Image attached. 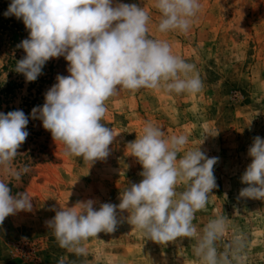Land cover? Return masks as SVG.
Segmentation results:
<instances>
[{"label": "rangeland", "instance_id": "374dc122", "mask_svg": "<svg viewBox=\"0 0 264 264\" xmlns=\"http://www.w3.org/2000/svg\"><path fill=\"white\" fill-rule=\"evenodd\" d=\"M136 3L149 13L148 36L166 41L174 55L194 66L189 76L199 75L198 92H175L120 88L105 101L102 120L113 130L110 155L93 165L82 157L66 155L54 142L42 121L32 118L42 106L57 75H69L63 57L50 59L34 82L17 73L16 61L25 56L17 45L29 32L22 20L5 17L11 0H0V112L22 110L29 116V135L12 162L29 172L16 181L0 168V180L9 183L12 194L26 192L33 210L9 215L0 225V264H202L194 253L197 239L209 221L225 218V231L215 242L218 255L229 264H264V200L240 198L247 185L241 176L251 163L248 149L253 138H264V0H199V12L189 30L161 33L160 14L154 0H114ZM146 122L160 127L164 138L185 135L189 143L179 153L199 147L214 165L217 187L204 209L195 213L197 235L156 243L123 218L113 233L101 232L82 242L83 254L61 248L46 221L55 208L74 206L92 199L119 204V195L139 183L142 166L130 155L128 142L142 134ZM184 186L177 187V192Z\"/></svg>", "mask_w": 264, "mask_h": 264}, {"label": "clouds", "instance_id": "9594fccd", "mask_svg": "<svg viewBox=\"0 0 264 264\" xmlns=\"http://www.w3.org/2000/svg\"><path fill=\"white\" fill-rule=\"evenodd\" d=\"M160 14L157 29L187 32L200 10L199 0H154ZM5 17L15 16L28 30V38L17 45L25 56L16 61L15 71L26 82H34L46 63L63 57L69 75H57L45 93L44 104L32 109L31 117L42 121L54 142L64 146L66 155L82 157L90 165L110 155L116 136L102 120L105 101L122 88L129 91L159 89L177 94L198 92L199 75L189 76L194 66L173 54L166 41L148 36L149 13L136 3L114 0H11ZM29 116L22 110L0 112V168L16 181L29 172L28 166L15 169L12 162L29 135ZM164 131L146 122L142 134L128 142L130 155L142 166V180L132 183L119 195V204L78 201L56 210L46 221L61 248L76 254L85 252L82 242L99 233H113L118 212L147 239L168 243L193 238L195 213L205 208L208 196L217 187L214 165L198 148L179 153L189 143L185 135L164 138ZM249 163L241 176L247 185L240 198L264 200V138L256 136L248 149ZM183 185L184 190L177 192ZM33 210L26 192L12 194L9 183L0 180V225L6 217ZM225 231V218L213 219L197 239L195 255L202 264H229L218 255L215 242ZM58 264H64L61 259Z\"/></svg>", "mask_w": 264, "mask_h": 264}]
</instances>
